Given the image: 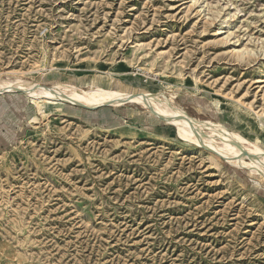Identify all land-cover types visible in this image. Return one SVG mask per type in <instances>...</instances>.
<instances>
[{
    "label": "rangeland",
    "instance_id": "rangeland-1",
    "mask_svg": "<svg viewBox=\"0 0 264 264\" xmlns=\"http://www.w3.org/2000/svg\"><path fill=\"white\" fill-rule=\"evenodd\" d=\"M16 80L158 94L264 151V0H0ZM107 106L0 93V264H264V171Z\"/></svg>",
    "mask_w": 264,
    "mask_h": 264
},
{
    "label": "bare ground",
    "instance_id": "bare-ground-1",
    "mask_svg": "<svg viewBox=\"0 0 264 264\" xmlns=\"http://www.w3.org/2000/svg\"><path fill=\"white\" fill-rule=\"evenodd\" d=\"M1 92H23L36 101H71L81 105H88L89 107L107 105H109L107 107H115L125 103L149 107L164 121L166 120L168 121L167 123L179 127L181 132L186 135L188 141L192 143L200 142L205 146L211 147L212 150L220 152L225 159L234 157V153L242 154L250 161V165H253L259 171H264V151L262 149L225 130L215 131L209 126H204V129L209 131L210 134H203L202 130L195 127L192 123L190 124L180 112L166 104L165 100L158 94L117 92L103 88L83 91L79 90L78 87L63 84H57L53 88L48 89L30 81L20 80H16L15 82H0ZM258 116L262 115L258 114ZM216 139L220 140V142H217Z\"/></svg>",
    "mask_w": 264,
    "mask_h": 264
},
{
    "label": "water",
    "instance_id": "water-1",
    "mask_svg": "<svg viewBox=\"0 0 264 264\" xmlns=\"http://www.w3.org/2000/svg\"><path fill=\"white\" fill-rule=\"evenodd\" d=\"M66 104H70V105H73L74 107H80V108H84V109H88V110H94V109L103 107V106L88 107V106L81 105L79 103H75V102H71V101H66Z\"/></svg>",
    "mask_w": 264,
    "mask_h": 264
}]
</instances>
